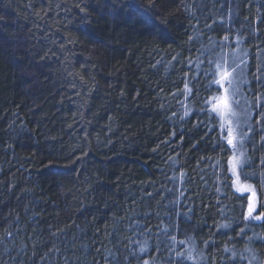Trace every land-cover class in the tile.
Segmentation results:
<instances>
[{"label":"trees","instance_id":"obj_1","mask_svg":"<svg viewBox=\"0 0 264 264\" xmlns=\"http://www.w3.org/2000/svg\"><path fill=\"white\" fill-rule=\"evenodd\" d=\"M264 0H0V264H264Z\"/></svg>","mask_w":264,"mask_h":264},{"label":"rangeland","instance_id":"obj_2","mask_svg":"<svg viewBox=\"0 0 264 264\" xmlns=\"http://www.w3.org/2000/svg\"><path fill=\"white\" fill-rule=\"evenodd\" d=\"M225 72L228 73L227 77H225L224 75ZM235 82L236 78L234 72L231 73L226 68L220 70L219 84L221 86V90L216 95L213 105L215 111L223 121V126L226 131L227 139L232 140L231 145L234 148V153L230 161V169L234 178L235 190L238 193L248 195V217L256 220H262L264 218V213L259 211L260 208L258 191L255 185H253V183L251 182L249 183L245 181L241 174L243 164V149L241 147V142L243 138L241 134H239L237 118L240 122L242 117V108L235 102V99L233 97L234 94L231 85L233 83L235 85ZM225 98H227V102L230 106L229 110L224 109ZM232 113H234V115ZM237 161L239 162L237 163Z\"/></svg>","mask_w":264,"mask_h":264},{"label":"snow or ice","instance_id":"obj_3","mask_svg":"<svg viewBox=\"0 0 264 264\" xmlns=\"http://www.w3.org/2000/svg\"><path fill=\"white\" fill-rule=\"evenodd\" d=\"M224 75H225V77H227L228 73L225 72ZM224 109H225V110H229V109H230V106H229V104H228V102H227V98H225ZM232 114L234 115V113H232ZM228 142H229V143H232V140L230 139ZM238 162H239V161H237V163H238ZM250 211H251V209H250ZM257 218H259V217H257Z\"/></svg>","mask_w":264,"mask_h":264}]
</instances>
